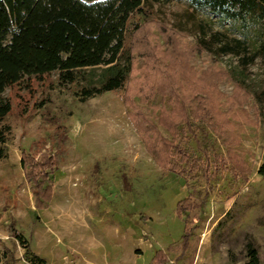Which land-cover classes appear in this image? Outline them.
<instances>
[{
	"label": "rangeland",
	"instance_id": "rangeland-1",
	"mask_svg": "<svg viewBox=\"0 0 264 264\" xmlns=\"http://www.w3.org/2000/svg\"><path fill=\"white\" fill-rule=\"evenodd\" d=\"M263 38L258 20H232L187 0H147L129 22L125 46L134 70L124 89L81 101L79 87L60 84L57 71L8 88L0 264H32L34 254L38 264H154L161 255L163 264H186L194 250L195 264H244L249 241L264 264ZM226 43L233 48L227 53ZM124 91L173 140L170 163L130 117ZM199 99L216 128L202 116L175 135L160 125L163 109L183 105L192 116ZM227 121L235 128L224 142L219 131ZM46 152L58 168L37 186L23 153ZM231 155L244 157L245 176Z\"/></svg>",
	"mask_w": 264,
	"mask_h": 264
},
{
	"label": "trees",
	"instance_id": "trees-1",
	"mask_svg": "<svg viewBox=\"0 0 264 264\" xmlns=\"http://www.w3.org/2000/svg\"><path fill=\"white\" fill-rule=\"evenodd\" d=\"M187 1L195 8L208 9L232 20H258L263 25L264 36V0ZM146 2L147 0H0V155L4 153V145L11 131L10 126L4 124L13 108L11 100L4 95L8 88L32 77L41 79L55 71L58 72L60 84H76L79 87L76 93L81 101L106 91L125 88L134 70L133 54L125 46L126 34L132 15L143 11ZM139 26L136 24L134 29ZM242 43L241 40H236L237 47ZM198 44L201 49H206L203 40ZM232 49L227 43L222 48L225 53ZM260 51L264 53V38ZM239 83L244 85L242 80ZM123 95L132 110L130 117L141 131L152 134L154 143L162 146V163H170L176 153L173 140L163 136L149 116L135 110L134 100L129 98L126 91ZM197 101L193 105L192 116L187 114L183 105L179 107L174 104L171 111L163 109L164 114L159 115L160 125L175 135L181 125L202 116L209 122L211 120L212 126L216 128L212 121V109L203 100ZM234 128V123L227 121V127L219 131L224 142H228ZM239 159L240 161H236L231 155L229 162L245 176L247 164L243 156ZM22 165L28 179L34 180L39 186L40 181L47 182L52 171L58 168V158L47 152L39 156L23 153ZM195 206L196 203L189 208L193 209ZM15 234L17 238L22 237L19 233ZM191 234L192 231L188 230L179 246L183 256L190 249ZM196 254L197 251L194 250L186 256V264H195ZM247 254L248 260L244 264H261L258 248L253 241L247 243ZM161 256L154 264H163L165 256ZM30 259L32 264L42 261L36 254Z\"/></svg>",
	"mask_w": 264,
	"mask_h": 264
}]
</instances>
